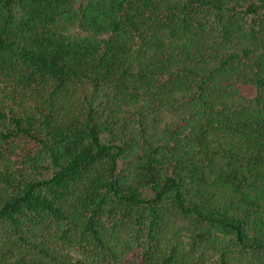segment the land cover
I'll return each mask as SVG.
<instances>
[{
  "label": "trees",
  "instance_id": "trees-1",
  "mask_svg": "<svg viewBox=\"0 0 264 264\" xmlns=\"http://www.w3.org/2000/svg\"><path fill=\"white\" fill-rule=\"evenodd\" d=\"M0 264H264V0H0Z\"/></svg>",
  "mask_w": 264,
  "mask_h": 264
}]
</instances>
